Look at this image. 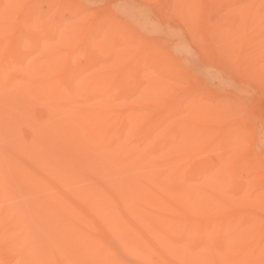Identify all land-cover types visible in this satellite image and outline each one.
<instances>
[{"label": "bare ground", "instance_id": "1", "mask_svg": "<svg viewBox=\"0 0 264 264\" xmlns=\"http://www.w3.org/2000/svg\"><path fill=\"white\" fill-rule=\"evenodd\" d=\"M83 1L0 0V264H264V0Z\"/></svg>", "mask_w": 264, "mask_h": 264}, {"label": "rangeland", "instance_id": "2", "mask_svg": "<svg viewBox=\"0 0 264 264\" xmlns=\"http://www.w3.org/2000/svg\"><path fill=\"white\" fill-rule=\"evenodd\" d=\"M75 1H77V3L78 4H80V5H84V1L83 0H81L82 2H80V0H75ZM101 1V2H100ZM109 3H111V4H109ZM93 0V2H91V6H97V8L99 9H102V12H100V9L98 10L100 13H108V11H110L111 9H113L114 8V5L117 3V2H119L120 0H112V1H110V0ZM113 2V3H112ZM87 3H89V2H87ZM104 3V4H103ZM92 4H94V5H92ZM106 4V5H105ZM110 6V7H109ZM110 8V9H109ZM17 12V13H16ZM20 12L22 13V16H23V11L20 9H18V10H15V13L13 12V15H14V18L16 19V21L18 22V21H20V20H18L19 19V17L20 18H22V16H21V14H20ZM19 13V14H18ZM172 22H174L175 23V25L177 24V21L176 20H172ZM200 52H202V55H201V57H200V55H199V53ZM204 51H199V52H196V54H195V52L193 51V53L195 54L194 56H197V55H199V57L201 58V59H199L198 57H197V59H198V64L199 65H201V60H202V57H203V53ZM195 59H196V57H195ZM197 59H196V62H197ZM203 59H205V57L203 58ZM207 59V58H206ZM204 61V60H203ZM80 62H83V59H80ZM205 62V61H204ZM216 64V65H215ZM214 66H218V64L215 62L214 64H213ZM214 66H213V69H212V67L211 68H207V69H210V70H212V71H216V69L214 68ZM205 67V66H204ZM207 67V66H206ZM231 79V78H230ZM236 79V78H235ZM230 80V82L228 83L227 81H229V80H226L225 82H227V83H225L226 85H227V87H224L225 89H227V90H229V92H227L226 90V92L227 93H230L231 95L232 94H234L233 96L235 97H237L239 100H240V102L242 101V102H244L246 105H242L241 103H240V105L241 106H247V107H244L245 108V110L248 108V110H246V112L248 113V115H251V114H249V112L250 113H252L253 115H255L254 117H256L257 118V120L256 121H254L253 120V122H254V129H253V131L255 130V129H257V128H259L258 129V132H256V133H258V135H259V133H260V135L258 136V137H256V139L254 138V140H257V138L258 139H260V137L262 136L263 137V140H261L260 142H262V143H264L263 141H264V132L262 131V129L264 128V88H262V87H257V86H255L254 84H251V83H253V82H251V81H247V80H245V79H241L242 81H237V79L236 80ZM238 80H240V79H238ZM213 82V81H212ZM240 82H242V83H240ZM247 82H249V83H247ZM238 83V84H237ZM246 83V84H245ZM238 85V86H237ZM241 85H242V87H241ZM241 89H240V88ZM245 87L246 88H248L247 90L245 89ZM258 89H257V88ZM235 88V89H234ZM242 88H244V90L242 89ZM255 89V90H253V89ZM225 91H223V92H225ZM231 91V92H230ZM234 91H236V92H234ZM239 91V92H238ZM243 94H242V93ZM257 92V93H256ZM262 92H263V94H262ZM236 93V94H235ZM239 93V94H238ZM246 93V94H245ZM255 94V95H254ZM243 95H244V97H246V98H244L243 97ZM262 97H261V96ZM239 97H241V98H239ZM243 97V98H242ZM250 97V98H249ZM258 97V98H257ZM249 98V99H248ZM260 98V99H259ZM262 98V99H261ZM255 100V101H254ZM249 101V102H248ZM259 101H260V103H259ZM247 102V103H246ZM243 103V104H244ZM260 106V107H259ZM242 107V108H243ZM256 109V110H255ZM261 110V112H260V110ZM257 111V112H256ZM260 113H259V112ZM255 114H254V113ZM261 115V116H260ZM255 118V119H256ZM252 125H253V123H252ZM263 126V127H262ZM253 127V126H252ZM257 127V128H256ZM263 132V133H262ZM262 133V134H261ZM261 137V138H262ZM261 143V144H262ZM262 145H264V144H262ZM261 155H263L262 157L264 158V147H263V151L260 153ZM22 159V161H25V162H27V163H29V159L27 158V157H22L21 158ZM263 162H264V159H263ZM37 169H39L38 171L41 173L42 171H40V168H37ZM7 177H10L9 175H7ZM16 186H17V184H16ZM15 186V187H16ZM18 191V193L19 194H22L19 190H17ZM26 191V193L27 194H25V195H22L21 197H20V199H22V198H25V200H27V199H29V198H33V197H35V195L36 194H33V193H31L30 191H28V190H25ZM25 193V192H24ZM25 204H28V203H25ZM30 219H32V216H30ZM43 234H44V232H43ZM52 236V235H51ZM51 239H48V243H50V245L52 244V242L50 241Z\"/></svg>", "mask_w": 264, "mask_h": 264}]
</instances>
